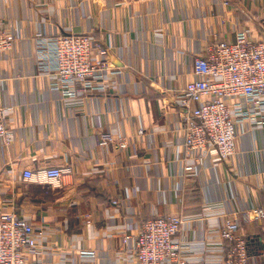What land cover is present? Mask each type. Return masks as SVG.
I'll return each mask as SVG.
<instances>
[{"label":"crops","instance_id":"0c3cea01","mask_svg":"<svg viewBox=\"0 0 264 264\" xmlns=\"http://www.w3.org/2000/svg\"><path fill=\"white\" fill-rule=\"evenodd\" d=\"M262 17L264 0H0V32L15 40L0 53L11 134L9 144L0 140V215L13 211L33 226L28 264H131L141 224L169 216L184 219L170 264H221L219 233L232 217L257 238L250 264H264V222L246 221L264 209V128H238L233 157L209 152L187 173L178 104L192 60L245 28L251 41L261 38ZM39 31L93 35L121 77L105 94L51 90L35 56ZM103 137L114 142L100 146ZM51 167L68 171L51 183L41 173Z\"/></svg>","mask_w":264,"mask_h":264},{"label":"built area","instance_id":"2783aa9c","mask_svg":"<svg viewBox=\"0 0 264 264\" xmlns=\"http://www.w3.org/2000/svg\"><path fill=\"white\" fill-rule=\"evenodd\" d=\"M264 28V17L260 18ZM247 28L236 33L233 42L217 40L207 45L202 56L192 60L193 80L179 89L182 118V159L189 173L205 164L206 155L216 152L220 160L235 154L237 129L264 128V36L251 41ZM11 34L0 32V53L11 49ZM35 56L42 74L53 78L50 89L66 98L105 94L107 84L122 71L105 59L106 47L93 35H35ZM9 110H0V140L9 144L5 126ZM103 137L99 145L113 143ZM118 140L119 149L126 148ZM68 170L48 168L41 173L47 182L57 183ZM24 180H35L30 171ZM115 205L116 202H113ZM264 222V209L246 213V221ZM184 225L180 216L154 218L141 224L135 239L131 264H170L178 259L174 239ZM224 249L221 264H250L247 237L236 217L220 229ZM37 252L33 226L13 211L0 215V264H28L27 255ZM91 256V254L89 255Z\"/></svg>","mask_w":264,"mask_h":264},{"label":"trees","instance_id":"16d2710c","mask_svg":"<svg viewBox=\"0 0 264 264\" xmlns=\"http://www.w3.org/2000/svg\"><path fill=\"white\" fill-rule=\"evenodd\" d=\"M261 235H264V234H260L259 236L261 237ZM259 238V237H258ZM247 241H248V243L250 244V247H251V249H250V251H249V253L250 254H253L254 255V253L256 252V251H260L261 249H259L258 247H256V244H255V242H257V238L255 237V236H250V237H247ZM254 247H255V249H254Z\"/></svg>","mask_w":264,"mask_h":264},{"label":"rangeland","instance_id":"374dc122","mask_svg":"<svg viewBox=\"0 0 264 264\" xmlns=\"http://www.w3.org/2000/svg\"><path fill=\"white\" fill-rule=\"evenodd\" d=\"M11 37L13 38L12 45H11V48H12L15 40H14V37L12 35H11Z\"/></svg>","mask_w":264,"mask_h":264}]
</instances>
